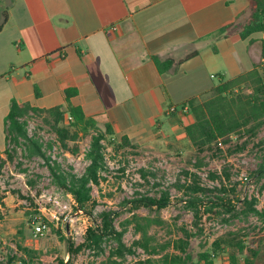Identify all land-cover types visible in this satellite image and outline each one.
Wrapping results in <instances>:
<instances>
[{
    "label": "crops",
    "instance_id": "obj_1",
    "mask_svg": "<svg viewBox=\"0 0 264 264\" xmlns=\"http://www.w3.org/2000/svg\"><path fill=\"white\" fill-rule=\"evenodd\" d=\"M250 10V0H0V149L13 100L80 107L139 147L187 138L194 118L182 106L262 62L264 33H221ZM155 58L178 64L161 73Z\"/></svg>",
    "mask_w": 264,
    "mask_h": 264
},
{
    "label": "rangeland",
    "instance_id": "obj_2",
    "mask_svg": "<svg viewBox=\"0 0 264 264\" xmlns=\"http://www.w3.org/2000/svg\"><path fill=\"white\" fill-rule=\"evenodd\" d=\"M215 82L216 85L220 84L219 80ZM44 119L45 116H32L27 130L30 136L43 145L49 163H57L67 172L84 174L89 165L86 155L91 138L78 143L70 142L72 149L79 150L73 155L62 148ZM183 135L181 132L177 140L147 147L122 149H118L119 143L111 145V139L108 138L104 143L107 170L101 174L100 185L93 186L96 204L94 219L99 221V214L103 211H116L118 216L115 225L122 231V224L132 217V213L161 217L167 224L163 227L154 226L150 231L160 244L180 237V229L183 228L197 233L193 211L182 202L186 200L185 192L176 187L191 183L186 173L195 175L193 177L201 187L226 190L225 194L215 192L212 195H200L205 203L209 202V197L214 200L218 195L232 200L237 210H240L243 208L242 201L255 197L258 208L264 207V175H255L264 160V128L243 152L229 154V149L233 150L245 141L235 140L234 137L231 145H223L224 154L216 158L208 152L199 153L187 138L183 139ZM6 152L12 154L13 161L8 160ZM2 154L6 164L0 170V264L7 263L8 258L14 256L18 258L15 264H22L19 261L21 258L26 260V264H135L145 260H150L151 264H162L157 261L172 251L168 249L161 255H149L134 247L135 254H127L122 258L114 255L118 244L111 238L104 243L102 254L90 249L70 254L69 242L62 236L70 239L76 248L85 241L86 231L93 224V219L75 210L73 197L57 185L46 158L29 156L23 140L18 145L10 141ZM212 175L217 178L213 179ZM166 191L171 194L172 204L159 216L155 210L135 208L134 204L128 203L143 195L160 197ZM215 211L222 210L215 208ZM43 219L51 225L44 223ZM226 219L230 222H225ZM37 225H46L44 236L35 237ZM199 227L203 232L192 239L189 249L195 256L201 251L212 249L217 239L235 232L247 237L250 247L262 246L264 258V220L258 216L232 219L224 211L221 215L209 213L203 216ZM138 239L140 235L136 234L133 226L128 227L123 238L125 245L131 247ZM20 246L28 249L30 255ZM216 258V264H230L227 253Z\"/></svg>",
    "mask_w": 264,
    "mask_h": 264
},
{
    "label": "trees",
    "instance_id": "obj_3",
    "mask_svg": "<svg viewBox=\"0 0 264 264\" xmlns=\"http://www.w3.org/2000/svg\"><path fill=\"white\" fill-rule=\"evenodd\" d=\"M250 3L249 20L244 24L226 27L221 31L222 34L233 28L239 31L243 39L264 33V0H250ZM3 27L4 23L0 25V32ZM155 63L161 73L172 70L178 64L174 59L160 60L159 58H155ZM74 94H76L75 90L66 91L67 100L69 101ZM202 97L203 99L193 98L182 106L187 107L194 118L192 124L185 126V134L189 142L199 153L208 152L212 154L213 158H216L224 154L223 145H231L235 137V140L245 141L241 146L236 145L233 150L229 149V154L243 152L264 128V46L262 62L259 66L235 78L220 81V84ZM32 116H45V123L57 136L62 148L73 155H76L79 150L78 148L72 149L69 145L70 142L78 143L82 139L91 138V145L86 155L89 165L84 174L77 175L67 172L62 169L61 165L49 163L50 159L46 157L43 145L28 133L27 125ZM5 131L7 143L12 141L18 145L23 140L29 156L46 158L57 185L73 197L76 204L75 210L81 211L93 219V224L86 231L85 241L76 248L70 239L62 236L69 242L70 254L78 253L84 249L102 254L104 243L112 238L118 244L114 255L122 258L127 254H135L133 248L136 247L149 255H161L168 249H172L157 261L162 264H216V256L223 253L229 255L230 264H264L262 246L250 247L246 240L247 237L235 232L217 239L213 243L212 249L201 251L196 256L189 251L192 239L203 232L199 226L205 214L221 215L224 211L230 214L232 219L248 218L250 215H254L264 220V207L258 208V201L255 197L242 201L243 208L240 210H237L232 200L218 195L214 197V200L211 199L213 197H209V202L205 203L200 195H212L215 192L225 194L226 190L218 188L211 190L201 187L193 177L195 175L190 173H186V176L190 177L191 183L183 186L176 185V187L185 192L186 200H182V202H185L187 207L193 211L197 233L183 228L180 229V237L174 241L160 244L150 231L154 226L163 227L167 224L161 217L140 216L137 213H132V217L122 224V231H119L115 225L118 216L116 211H103L99 214V221H96L93 217L96 205L93 199V186L100 185L101 174L107 170L104 143L110 138L111 145L119 143L118 149L136 148L137 145L132 144L128 137L116 138L111 125L101 128L97 120L88 117L80 107L57 106L51 109H40L30 103H19L17 100H13L5 120ZM115 149L117 150V148ZM3 151L0 149V170L6 164L2 157ZM6 155L10 162L14 160L11 153L6 152ZM255 175L259 177L264 175V160ZM226 176L230 177L228 173ZM212 178L216 179L217 176L212 175ZM128 203L134 204L135 208L145 207L155 210L159 216L164 209L172 204V197L166 191L160 197L143 195ZM215 208H220L222 211H215ZM43 221L51 225L46 219ZM225 222L229 223L230 220L226 219ZM130 226H133L136 234L140 235V239L136 240L133 246L127 247L123 238ZM20 248L30 255L28 249L22 246ZM17 259L16 256L9 257L5 264H15ZM19 261L26 264V260L23 258ZM135 264H151V261H138Z\"/></svg>",
    "mask_w": 264,
    "mask_h": 264
},
{
    "label": "built area",
    "instance_id": "obj_4",
    "mask_svg": "<svg viewBox=\"0 0 264 264\" xmlns=\"http://www.w3.org/2000/svg\"><path fill=\"white\" fill-rule=\"evenodd\" d=\"M176 109L172 108L170 112H174ZM46 225H37L35 227V237H42L45 235ZM230 263V260H229Z\"/></svg>",
    "mask_w": 264,
    "mask_h": 264
}]
</instances>
